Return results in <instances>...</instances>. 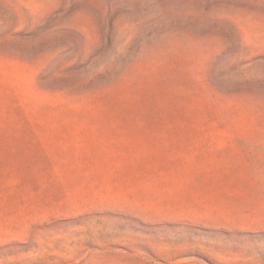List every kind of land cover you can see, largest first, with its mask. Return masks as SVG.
Here are the masks:
<instances>
[{"label": "rangeland", "instance_id": "374dc122", "mask_svg": "<svg viewBox=\"0 0 264 264\" xmlns=\"http://www.w3.org/2000/svg\"><path fill=\"white\" fill-rule=\"evenodd\" d=\"M0 264H264V0H0Z\"/></svg>", "mask_w": 264, "mask_h": 264}]
</instances>
